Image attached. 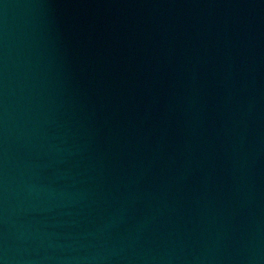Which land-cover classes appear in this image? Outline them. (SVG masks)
<instances>
[{
    "label": "water",
    "instance_id": "obj_1",
    "mask_svg": "<svg viewBox=\"0 0 264 264\" xmlns=\"http://www.w3.org/2000/svg\"><path fill=\"white\" fill-rule=\"evenodd\" d=\"M0 264H264V0H0Z\"/></svg>",
    "mask_w": 264,
    "mask_h": 264
}]
</instances>
